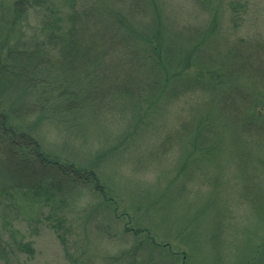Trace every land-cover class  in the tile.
I'll use <instances>...</instances> for the list:
<instances>
[{"label": "rangeland", "instance_id": "1", "mask_svg": "<svg viewBox=\"0 0 264 264\" xmlns=\"http://www.w3.org/2000/svg\"><path fill=\"white\" fill-rule=\"evenodd\" d=\"M15 2L0 0L4 54L44 38L40 11L9 31ZM133 2L89 0L92 9H120L129 19L115 42L93 51L90 71L78 67L97 84L83 83V107L64 104L59 92L76 85L56 71L35 89L0 97L12 125L47 156L89 171L104 190L53 179L41 191L51 193H0V264H264V65L251 69L244 56L256 41L264 59V0H139L136 9ZM155 29L159 63L143 58L158 42ZM228 66L244 70L221 78ZM131 74L155 90L126 97L120 84ZM235 87L234 100L250 104L244 122L221 109L224 91ZM22 99L38 107L18 115ZM59 220L70 257L53 227ZM25 241L33 252L19 250Z\"/></svg>", "mask_w": 264, "mask_h": 264}, {"label": "trees", "instance_id": "2", "mask_svg": "<svg viewBox=\"0 0 264 264\" xmlns=\"http://www.w3.org/2000/svg\"><path fill=\"white\" fill-rule=\"evenodd\" d=\"M133 1V8L135 7L136 9L141 6V3L138 2L139 0ZM228 1L230 4L236 2V0ZM243 1L244 4L247 5L246 0ZM81 2L82 0H16L14 3L15 9L13 11L15 16L9 21L11 24L9 31H14L17 20L22 19L21 17L30 13L36 15L40 11L44 13L45 19L38 31L44 38L33 40L28 43L20 41L16 43V45L9 46L6 54H4L2 50L5 48V43L7 42L1 45L0 97L2 96L3 98L4 94L8 95L6 93H12L19 89H24L27 92L36 87L39 81H46V76L48 74L56 71L61 73L69 83H74L76 85L73 88H63V93L62 91L59 92V97L63 99L64 104L67 107H71L73 104H77L78 107H83V102L85 101V97H83V93H81L82 88H85L83 83L86 85L88 84V88L90 89L97 84H95V80H89V73L86 72L81 74V70L87 68V70L90 71L89 67L93 62V51H97L98 49L104 51L109 47V44L115 42L117 37L115 38L114 33L117 31V28L123 31L125 28V19L129 18L127 16V18H124L125 16L121 14L122 10L120 9L115 11L102 8L92 9L89 7V0L86 2L87 6L80 9L78 3ZM63 6H69V10L65 11V13L61 11ZM142 8L145 9L143 3ZM240 13L241 10L232 12L231 19L239 18ZM116 24H121L122 26L119 27ZM150 27V22L146 23V30H149ZM157 32L158 31L155 29L151 34L154 42H158L146 46L143 49L144 56L142 55L144 59H148L153 63H159V58L161 57L159 44L162 36L160 33L155 35ZM257 46L261 45L254 41L253 49H249L247 54L243 51L246 57L245 64H249L251 69L264 65L263 55L260 56L255 52L258 49ZM133 50L137 52L139 56L142 54L141 50L137 49V47L133 48ZM166 57L169 59L168 54H166ZM101 62L104 67H106L104 62ZM187 65L186 63L185 66ZM78 67L83 68L79 70ZM163 67L166 70L165 66ZM223 69L221 78L225 76L237 77L241 75V70H244V68L240 67L231 69V66ZM77 71H79V73H77ZM32 74L43 80H35V82H32L31 78H29ZM128 76L124 79V82L120 84L123 89L122 93L126 97H129L130 94H133V97L142 95V97H146L148 93L155 90L153 88L156 86L148 84L151 90L149 92L146 82L144 83L141 80L137 81L133 74ZM216 76L217 75L213 73V77ZM156 78L157 76H154L151 79H154L156 82ZM98 82L99 81H97V83ZM77 86L79 92L76 90ZM237 91L238 94H240V91L236 89V87L233 88V90H227L226 93L224 91L221 101L222 104H225L221 106V109L234 115L233 119L235 120L232 119L234 123L239 120H243L244 122L245 119L249 118L245 114H247L250 104L244 105L234 100ZM138 93H140V95H138ZM244 96L245 93L243 92V95L239 96V98L243 100ZM34 102L38 103L40 100L37 98V102ZM35 103L22 99L17 103L15 106L16 109L13 112H16L18 115L22 114V109H27V107L31 112H34L35 107H38ZM8 115L9 114L3 110V103L0 102V178L4 180V182L2 180L3 183L0 184V193H9L8 191L12 189H27L37 196L51 193L49 191L41 192L42 190L47 191V187H45L46 185L48 186L46 180L54 179L53 181H55L59 179L61 181L70 180L73 182L82 180L89 181L95 185L97 191L100 190L101 192H99L104 195V190L99 187L96 178L92 179L90 177L89 171L74 168L73 165L62 164L47 156L34 138L9 122L10 117ZM245 130L247 129L243 128V131ZM234 136L238 141L242 140L239 133H236ZM209 139L206 141H209ZM53 227H55V232L63 244L66 255L70 257L71 252L68 247V239L60 230L62 227L61 220H59L58 224L53 225ZM19 250L28 251L30 253L33 252L32 241L21 242L19 244Z\"/></svg>", "mask_w": 264, "mask_h": 264}]
</instances>
